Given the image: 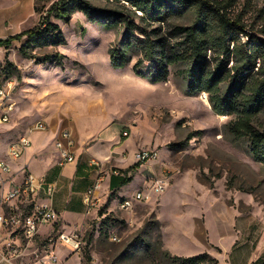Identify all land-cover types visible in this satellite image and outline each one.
<instances>
[{
    "label": "rangeland",
    "instance_id": "obj_1",
    "mask_svg": "<svg viewBox=\"0 0 264 264\" xmlns=\"http://www.w3.org/2000/svg\"><path fill=\"white\" fill-rule=\"evenodd\" d=\"M58 1L0 0V38L34 27ZM88 1L104 11L117 9L132 15L130 5L123 0ZM206 1L216 7L223 0ZM231 2L227 16L239 24L242 30L239 37L246 40L251 35L264 40V0ZM192 19V10L186 9L160 25L147 26L159 28L158 33L173 44L183 38L174 27L188 25ZM53 20L66 43L35 48L31 53L37 58L54 54V58H61V65L52 60L40 63L35 57H23L18 51L23 39L0 46V65L5 59L10 60L21 75L7 79L0 72V86L12 81L10 96L13 112L16 104V113L13 118L11 114L9 123L21 121V125L29 126L37 118L35 98L27 96L25 88L32 90L29 88L37 76L56 67L65 72L64 80L69 86H85V92L93 95L92 103H101L110 115L104 133L114 131L122 139L121 131H130L128 147L141 141L140 146L156 150L157 157L143 163L140 169L129 171L132 182L122 195L104 191L106 172L101 164L102 182L95 193L98 205L93 214L81 216V206L67 209L66 221L59 219L53 231L35 236L34 244H27L21 236L19 247L36 246L41 253L54 249L56 255L62 252L63 257L74 250L55 240L60 233H77L81 238L78 254L82 264H175L173 255L191 256L201 252L214 253L218 264H264V162L252 159L247 138H235L227 131V123L234 115L215 114L205 92L186 94L181 77L185 65L181 62L170 65L167 80L160 83L134 73L132 66L140 57L138 53H132L124 67L112 68L109 48L118 40L121 25L106 29L102 23L88 21L78 10L73 11L67 22ZM206 58L213 63L217 54L209 49ZM232 59L231 55L226 69L232 65ZM147 66L148 62H144L143 69ZM221 87L223 90L225 81ZM254 126L264 128V101ZM12 132L13 128L6 130L3 141L11 140ZM121 158V164H126L123 168L135 163L133 153L129 155L127 149ZM112 165L109 169L115 170ZM163 176L168 184L162 193H155L152 184ZM137 191L142 192V198L133 199L128 209L120 208L119 202ZM193 193H199V199L193 198ZM212 198L215 200L211 204ZM225 210L235 214L233 224L223 219ZM180 227L187 234L180 235ZM205 229L207 241L191 238L193 232ZM162 234L171 253L163 246ZM113 235L119 241H112ZM51 238L55 242L51 243ZM235 240L240 250L235 247L230 254ZM211 244L222 251L214 250ZM86 251L90 259L85 257Z\"/></svg>",
    "mask_w": 264,
    "mask_h": 264
},
{
    "label": "trees",
    "instance_id": "obj_2",
    "mask_svg": "<svg viewBox=\"0 0 264 264\" xmlns=\"http://www.w3.org/2000/svg\"><path fill=\"white\" fill-rule=\"evenodd\" d=\"M123 1L130 5L132 15L117 9L101 10L88 0H59L34 27L0 38V46L23 39L18 49L23 57H35L36 62L40 63L52 60L56 65H61V58H54V54L37 58L31 53L35 48L66 43L59 25L53 19L67 22L73 11L78 10L88 21L102 23L106 29L121 25L118 40L109 48L112 68L124 67L130 62L132 53H138L140 57L132 66L134 73L152 83H160L167 80L170 65L183 63L185 66L181 70V77L185 93L196 95L205 92L215 114L234 115L227 123V131L235 138H247L252 159L264 162V128L254 126V119L264 101V40L251 35H247L246 40L239 37L242 31L239 24L227 16V8L233 0L218 1L216 7L206 0ZM186 9L192 10V22L174 27L183 34L181 40L172 44L158 33L159 28L148 29L147 25H160ZM209 49L217 54L213 63L206 58ZM231 55L232 65L226 69ZM144 62H148L145 69ZM0 68L4 78L21 76L20 69L10 60L5 59ZM139 164L134 163L131 167ZM130 180V177H126L119 185ZM113 186H116L114 182ZM85 257L90 259L88 251ZM171 259L175 264L218 263L207 252L191 256L173 255Z\"/></svg>",
    "mask_w": 264,
    "mask_h": 264
},
{
    "label": "crops",
    "instance_id": "obj_3",
    "mask_svg": "<svg viewBox=\"0 0 264 264\" xmlns=\"http://www.w3.org/2000/svg\"><path fill=\"white\" fill-rule=\"evenodd\" d=\"M55 68L37 76L35 82L29 88L32 90L25 88L26 95L34 96L35 98V103L38 108L36 109L38 111L36 119L44 120L48 125V130L45 132H28L27 124L21 125V121L12 124L9 122L0 124L2 136L6 130H12L13 128V132L11 134L9 133L13 136L12 139H15L20 134L27 133L31 141L26 152L18 160H10L6 157L5 148L6 144L12 139L5 142L2 137L0 159H5L9 163L11 172L9 174H0V192L7 191L12 182H19L24 172L32 173L47 182H55L57 185L52 203L59 218L52 224L41 225L36 237L53 231L59 219L66 221L67 209L71 210L72 208L81 206L82 210L79 212L81 216L85 217L82 196L97 176L96 166L91 165L89 162L91 158L98 160L106 172V180L102 186L104 191H115L119 195L124 194L123 191L132 182L131 176H128L129 171H135L139 166L140 168L142 167V164H139L137 167L132 168L131 166L133 164H131L123 168L126 164H121L123 161L121 154L125 149L128 150L129 155H132V153L139 149H144L140 146L142 144L141 141L140 143L136 142L133 147H128V144L131 143L130 131L126 130L127 135L125 136L122 134L124 131L122 130L120 134L122 139L119 133L117 135L114 131L104 133L105 129L109 127L107 122L110 119V115L101 103H92L94 102L93 95L85 92L87 90L85 86H69V83L64 80L66 79L65 72L58 71ZM12 113L13 118L16 113V104L15 111ZM22 117H25V114ZM63 128L69 129L76 140L75 160L60 165L58 163L57 151L54 147V139ZM113 163L116 165L113 166ZM111 165L120 172L119 175L116 176L110 173L112 172L110 171L112 169H109ZM126 177H130L131 180L119 185ZM113 182L116 186H113ZM199 197V193H193V198L199 199ZM214 200L215 198H212L210 203L212 204ZM2 208L0 206V212ZM227 212L226 210L223 212V219L229 224H233L236 216L229 211ZM180 233V235L187 234L184 232V229H181ZM193 233V237H191L193 240H208V232L206 229ZM162 236L164 248L166 247L165 249L171 253L167 248L168 243L166 238H164L163 234ZM180 239L181 237L179 236ZM20 240V234L14 233L12 239H10L8 232L0 226V264H47L44 257L46 251L44 253L38 252L39 248L36 246L19 247ZM236 241L230 247V254H233L234 248H238L239 246L236 245ZM30 243L34 244V241L32 240L28 244ZM49 245L52 246L51 243ZM211 248L222 251L217 246H214V244H211ZM237 250L239 251L240 248ZM62 251L64 250L62 249ZM61 254L62 252L58 253L57 257L62 264H82L81 257L77 251H73L72 253L67 252L63 257ZM208 254L211 255L210 253ZM213 255L215 254L213 253L211 257L217 259ZM217 261L219 262L218 259Z\"/></svg>",
    "mask_w": 264,
    "mask_h": 264
},
{
    "label": "built area",
    "instance_id": "obj_4",
    "mask_svg": "<svg viewBox=\"0 0 264 264\" xmlns=\"http://www.w3.org/2000/svg\"><path fill=\"white\" fill-rule=\"evenodd\" d=\"M12 81L7 80L4 85L0 86V124L9 122L10 116L14 110V103L11 101L10 89ZM48 130L47 123L42 119H36L27 128L28 132ZM127 135V131L122 132ZM31 141L27 133L20 134L6 144V157L10 160H18L27 150ZM76 140L73 133L67 129H61L54 139V147L57 151L58 163L63 165L75 160ZM2 145V135L0 132V147ZM157 157V151L153 149H139L133 153L135 163L143 164ZM90 164L96 166L97 176L94 182L86 189L82 196L84 204V213L89 216L93 214L98 205V199L95 195L96 190L100 187L102 178L100 173V162L94 158L90 159ZM11 167L5 159H0V174H9ZM113 175H119L120 172L115 169L111 172ZM168 184L167 177L163 176L152 184L155 193H162ZM57 185L55 182H47L32 173L24 172L19 182H12L7 191H2L0 195V206L3 207L0 212V226H2L10 235L20 234L31 242L38 234L39 228L43 224H52L57 221L59 215L53 207V197ZM142 198V192H135L131 198H125L119 202L120 208L128 209L132 205L133 199ZM61 240L64 245L72 247L74 251L79 250L81 238L77 233L64 234L60 233L55 241ZM112 241H119L115 235L111 236ZM22 243V239L20 240ZM53 238L50 242H55ZM10 246V244H8ZM13 245V243H12ZM47 264H62L54 252L49 250L45 254Z\"/></svg>",
    "mask_w": 264,
    "mask_h": 264
}]
</instances>
